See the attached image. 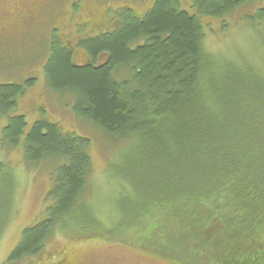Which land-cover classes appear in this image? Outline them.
Instances as JSON below:
<instances>
[{
    "label": "trees",
    "instance_id": "obj_1",
    "mask_svg": "<svg viewBox=\"0 0 264 264\" xmlns=\"http://www.w3.org/2000/svg\"><path fill=\"white\" fill-rule=\"evenodd\" d=\"M192 1L190 13L177 0H146L141 12L106 0L84 17L85 31L94 30L98 13L118 26L73 49L53 39L42 79L70 98L77 118L121 144L111 169L127 192L117 199L116 227L134 229L162 210V222L168 219L154 225L172 240L156 248L177 262L253 264L264 254V64L262 73L206 51L201 17H221L256 0ZM246 15L261 28L264 0ZM77 52L89 57L87 64L71 63ZM25 79L30 85L35 77ZM26 85L0 83V146L19 145L29 169L47 167L50 187L43 217L22 229L9 264H27L54 234H89L101 225L87 199L89 139L45 118L25 132L16 109ZM13 188V171L0 161V236Z\"/></svg>",
    "mask_w": 264,
    "mask_h": 264
},
{
    "label": "rangeland",
    "instance_id": "obj_2",
    "mask_svg": "<svg viewBox=\"0 0 264 264\" xmlns=\"http://www.w3.org/2000/svg\"><path fill=\"white\" fill-rule=\"evenodd\" d=\"M144 1L146 0H110V4L116 6L128 3L136 11L141 12ZM177 1L181 9L190 13L193 11L189 8L191 0ZM261 4L263 0H256L245 3L221 17L202 16L204 49L217 57L236 63H251L262 70L264 24L260 26L261 28L251 27L246 21L249 19L246 14L252 13ZM15 24L17 26L11 29L13 31H18L17 29L25 28L27 25L22 21ZM29 43L30 38L23 33L0 29V83L16 82L24 86L30 66L32 67L33 64H36V67L41 66L46 56L43 45L37 47L36 58L32 61L35 49ZM78 55L81 54L77 52ZM36 70L39 72L40 68ZM263 70L260 72L263 73ZM31 82L30 85H26L24 93L17 99L16 113L24 115L25 132L34 121L45 118L58 121L63 129L89 139L88 152L92 171L87 186V199L89 203L91 202L93 214L101 225L89 234L80 233L77 229L70 230L72 236L64 234V231L54 234L46 242L43 252L27 260V264H181L177 262L180 258L177 255L162 253L156 248L167 242L165 238L172 240L162 231L158 233L154 225L159 219L162 225L168 219L162 222L166 216L164 211H155L134 229L130 227L132 229L122 230L116 227L119 215L117 199L121 193L127 192L124 181L111 169V164L118 163L117 150L121 144L109 140L90 123L77 118L71 112L70 98L66 94L52 90L39 74ZM4 123L5 119L0 121V130ZM0 161L8 164L14 174L11 204L0 236V264H9L6 258L19 241L22 229L40 220L44 215V208L48 204L46 194L50 187V178L45 166H37L34 169L26 167L19 145L11 149L0 146ZM140 226H145L142 232H138ZM192 236L199 238L196 234ZM261 239L264 241V234ZM196 241L189 240L194 245ZM180 244L182 247L183 241ZM218 244L223 242L218 240ZM261 245L264 247L263 243ZM184 246L186 247V244ZM201 248L199 246L198 250ZM185 250L186 248L183 252ZM248 250L249 255L254 254L253 249ZM259 258L261 259L256 262L252 261L253 264H264V254ZM197 259L198 256L194 263H200Z\"/></svg>",
    "mask_w": 264,
    "mask_h": 264
},
{
    "label": "flooded vegetation",
    "instance_id": "obj_3",
    "mask_svg": "<svg viewBox=\"0 0 264 264\" xmlns=\"http://www.w3.org/2000/svg\"><path fill=\"white\" fill-rule=\"evenodd\" d=\"M106 0H0V29L10 32L23 33L30 38V43L34 58H36L37 47L43 45L46 56L41 62L40 67L36 64L27 71L28 77L45 76L44 66L51 55L49 47L53 39L65 42L73 49V44L84 43L86 39L93 38L106 31H111L118 26V22L114 19L109 23L104 19L103 14L96 15L95 28L92 32L85 31L89 21L83 20L88 17L93 11L99 12ZM51 4V5H50ZM193 1L191 0L190 7L194 12ZM51 11V12H50ZM191 12V13H192ZM29 20V21H28ZM27 23L25 28L11 30L16 27L17 22ZM109 23V24H108ZM111 25H114L110 27ZM108 27V29H107ZM38 37V39H35ZM12 43V42H10ZM84 52V50L81 48ZM74 54V53H72ZM82 57V58H81ZM103 54L97 56L99 62L102 61ZM89 57L83 54L79 57L73 55V62L78 64H87ZM77 62V63H76ZM80 62V63H78ZM35 66V67H34ZM40 68L39 72L36 70Z\"/></svg>",
    "mask_w": 264,
    "mask_h": 264
}]
</instances>
